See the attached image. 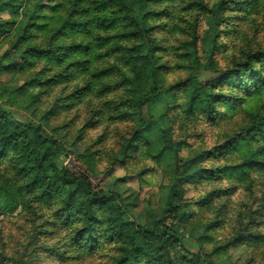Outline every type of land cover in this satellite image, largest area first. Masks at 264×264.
I'll list each match as a JSON object with an SVG mask.
<instances>
[{
    "label": "trees",
    "instance_id": "trees-1",
    "mask_svg": "<svg viewBox=\"0 0 264 264\" xmlns=\"http://www.w3.org/2000/svg\"><path fill=\"white\" fill-rule=\"evenodd\" d=\"M65 1L0 0V14L9 17L0 21V75L23 82L19 87L0 86V166L4 163L6 174V183L0 185V216L45 208L51 224L60 226L69 239L64 257L69 260L82 261L108 248L112 256L107 264H205L243 246L258 249L264 264V49L247 48L230 67H220L215 60L225 49L218 34L229 31L228 16H243L247 23L250 15L244 11L255 1L218 0L212 8L204 0L191 3L197 14L184 42L189 77L174 86L166 82L168 68L159 56L165 48L158 43L156 23L171 0H91L89 6V0H73L68 6ZM212 14L224 16L207 50L201 51L199 18ZM36 90L59 91L57 98L67 93L62 100H52L43 115L47 122L68 112L71 99L116 96L106 104L108 121L132 122L135 127L123 154L144 150L151 161L165 155L175 161L170 172L164 170L163 219L151 214V226L125 221L124 209L112 196L95 191L88 175H74L57 164L61 145L45 135L43 126L17 121L9 110L26 93L35 101ZM103 111L92 123L103 120ZM170 115L183 121V129L194 120L216 128L218 141L181 157V149H191L190 144L179 128L168 124ZM60 128L66 130L67 125ZM77 157L94 171V152L86 148ZM209 184L216 187L195 201L184 200L185 186ZM246 185L262 190V198L253 200L255 217L248 216L242 232L226 237L210 254L182 256L185 236L180 228L202 246L211 240L208 231L222 226L217 218L202 224L197 234L186 227L191 208L211 207ZM223 208L222 203L219 212ZM243 264H255V259Z\"/></svg>",
    "mask_w": 264,
    "mask_h": 264
},
{
    "label": "rangeland",
    "instance_id": "rangeland-1",
    "mask_svg": "<svg viewBox=\"0 0 264 264\" xmlns=\"http://www.w3.org/2000/svg\"><path fill=\"white\" fill-rule=\"evenodd\" d=\"M197 1H168L163 7L165 13L163 12L156 21L159 28L158 43L160 47L165 48L159 53V56L162 63L168 68L165 78L170 86L178 85L189 77L184 42L188 40V30L197 14L193 6L190 5ZM217 1L204 0V3L212 8ZM242 1L248 2V0ZM249 1H255V3H249L244 11V14L250 15L247 23L242 22L243 16H238L237 19L232 18L234 15L232 13L228 16L231 17L230 22L227 23L229 31L218 34L225 45L224 51L215 57L220 67H230L236 63L235 61H238L242 53L247 52V48L257 49L260 47L264 49V0ZM42 3H46L45 0H42ZM65 3L68 6L73 3V0H66ZM90 4H92L91 0L86 3L88 6ZM223 16L224 14L222 16L212 14L199 18L201 51L207 50L210 35ZM8 19L7 13L0 14V21ZM220 30H222V26H220ZM38 45L33 44V46ZM3 50L4 48L0 55ZM8 84L19 87L23 85V82H15L9 74H1L0 86ZM34 92V98L39 104L36 103V100L33 101L32 95L29 96L27 95L29 93H26L22 98H18L17 106L9 110L17 121L43 126L45 135L52 137L61 145L62 156L57 162L59 166L65 167L77 176L88 175L89 182L95 191L112 196L116 203L124 209L125 221H131L136 225L151 226L153 225L151 214L155 215L157 221L163 219V187L167 184L164 170L167 169L170 172L175 161L167 155L156 162L151 161L144 150L131 152L128 156L123 154L126 139L131 137L135 127L132 122L113 123L108 121L106 104L116 100L115 95L103 99H97L96 95L71 99L68 105H72V107L68 112L63 111L60 116L47 122L43 115L51 108L52 100L56 99L60 93L53 91L46 94L39 90ZM66 95L67 93L63 92L56 101L62 100ZM3 106L0 98V108ZM160 108L161 106L156 112H159ZM100 110H104L103 120L99 124L92 123V119L97 117ZM164 111L165 109L163 113ZM142 115L144 118L148 117V111L145 108L142 110ZM180 121L172 120V115H170L168 124L175 125V129L179 128L180 135L190 144L191 149H181V157H189L192 152L196 154L204 147H209L218 141L215 133L219 131L207 126L201 120L186 123V129H183ZM88 123H92L93 126L90 127ZM62 125H67L66 130L60 128ZM65 132H67L66 135ZM99 139L101 140L99 141ZM86 148H89L92 153L94 152L95 162L92 173L77 157L78 152L83 153ZM118 156L120 160H116ZM1 164L0 185L6 183L5 165ZM203 165L207 164L203 163ZM228 182L226 180L222 185H226ZM230 183L234 184L232 181ZM214 187H216L215 184L185 186L184 200L195 201ZM252 188L250 185L237 186L235 192L230 194L225 201L217 200L211 207L202 210L191 208V218H189L190 221L186 227H193L197 234L203 231L202 224L212 222L217 218L222 220V226L208 231L211 240L209 243L208 240L203 241L202 246L180 228V233L185 236L184 250L181 255L191 259L194 256L210 254L217 245L223 244L226 237L240 234L249 221L248 216L255 217L252 216L255 209L253 200L262 198V190ZM222 203L224 208L219 212ZM33 207L26 212L18 209L11 215L0 216V264H107L111 262L112 253L108 248L99 249L95 255L82 261L64 258L66 245L69 243V239L65 238V231L61 232L59 231L60 226L51 224L50 214L45 208ZM166 223L170 224V220H167ZM261 232L264 234V227ZM250 257L255 259V264H262L258 249L252 250L243 246L231 248L224 256L211 257L206 260L205 264H209V262L243 264Z\"/></svg>",
    "mask_w": 264,
    "mask_h": 264
}]
</instances>
